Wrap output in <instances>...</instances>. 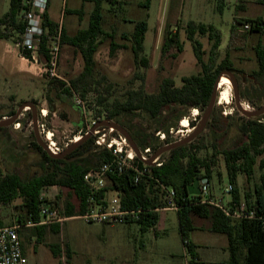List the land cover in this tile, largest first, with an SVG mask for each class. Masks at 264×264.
<instances>
[{"label":"rangeland","instance_id":"374dc122","mask_svg":"<svg viewBox=\"0 0 264 264\" xmlns=\"http://www.w3.org/2000/svg\"><path fill=\"white\" fill-rule=\"evenodd\" d=\"M145 1L103 0L104 29L108 32L115 29L116 41L119 44H127L128 48L119 49L111 55L109 38L100 45L95 54V75L101 82L99 92H91L85 98L75 93L80 97L81 104H78L73 94L63 99L57 95L56 90L48 91L51 78L20 57L16 47L18 39L0 40V122H9L25 103L35 106L33 111L27 106L16 123L6 125L5 130L0 132V173L3 176L18 172L29 178L42 173V156L33 146L36 138L33 112L37 116L41 139L49 145L46 132L52 133L51 145L55 143L61 152L74 144L76 136H83L85 131L103 121L124 128L140 151L142 148L138 146L137 134L147 138L152 157L160 154L159 161L167 155L166 152L160 153L163 148L194 134V143L201 148L199 155L202 157H210L216 149L230 148L240 140L239 125L242 122L241 116L246 113L238 108L234 88L241 103L240 107L247 108L246 112H256L264 108V78L255 80V77H252L253 71L258 67L253 46L260 35L247 33L248 31H244L240 25L233 32V24L236 19L244 17H260L264 20V5L259 4L257 0H226L221 11L218 8V0H149V4L144 6L142 3ZM49 4L51 16L61 24L64 21L69 35L88 27L94 9L92 2H85L81 16L78 13H70L69 9H80L83 0H49ZM8 7L9 0H0V15L5 13ZM144 20L148 23L144 41V55L147 57L148 66L135 63L129 48L131 42L121 36L123 32H132L137 21ZM189 21L211 24L221 31L223 43L219 50L218 62L228 52L236 70L231 84L224 85L220 92L218 88L215 116H210L204 129L198 132L204 121L205 111L197 109L190 110L188 116L172 127L168 134L162 130L158 131L157 123L139 111L119 116V122L108 118L104 112L99 115L98 111L102 110L103 106H98L97 97L107 88L109 93L105 94L111 104L115 99L125 100L128 90L138 89L141 85L149 93L157 92L163 77H171L177 86H181L184 76L201 72L192 43L185 35L184 29ZM167 29L173 32L176 30L184 43V51L175 59L162 58L161 55ZM198 38L206 51L204 58L208 60L212 42L210 43L206 36ZM262 39L264 40V35ZM83 65L79 51L72 46L61 45L58 72L62 80L68 81L76 77L82 71ZM224 75L228 76L227 73ZM141 76L144 77L143 80ZM52 109L54 112L50 116ZM219 114H232L233 117L223 125ZM48 115L49 127L44 121ZM250 117L264 119V113L248 118ZM191 122H194L195 126L191 125ZM41 124L45 125L44 132ZM96 130H99V133L91 135L94 146H97V140L104 145L115 139L122 143L125 149H130L128 140L114 127L100 125ZM161 134H165V139H161ZM262 160L264 154L257 158L255 174L250 179L244 174L238 176L237 187L243 198L259 183L260 175L264 171L260 168ZM212 172V196L227 202L231 195L226 193L225 189L230 182L222 155L217 154ZM202 181L206 180H198L189 188L192 195L199 193ZM53 192L57 193L56 199L62 216H66V203L78 204L77 199L69 195L67 190L61 193L57 187ZM112 193L109 192V196ZM20 206V199L10 204H0V221L3 225L16 222L23 213ZM146 220L142 217L123 223L99 224L86 223L75 215L59 224L58 233L52 232L49 227L42 241L38 240L33 227L23 228L19 234L29 264H220L230 257L227 236L212 232L210 220L194 215L192 217L194 230L189 233V237L197 245V259L191 256L183 244L175 210L161 209L157 222L150 226L146 224ZM51 245L60 247V256H54Z\"/></svg>","mask_w":264,"mask_h":264},{"label":"trees","instance_id":"16d2710c","mask_svg":"<svg viewBox=\"0 0 264 264\" xmlns=\"http://www.w3.org/2000/svg\"><path fill=\"white\" fill-rule=\"evenodd\" d=\"M88 1L94 4V9L87 28L79 29L74 35H69L61 26V45L74 47L80 52L84 63L80 74L68 81L58 78L49 80L48 91L56 90L57 95L63 99L74 93L85 98L91 92H99L101 82L95 75V54L106 39H110L111 55H114L119 49L128 48L127 44H119L116 41L117 32L115 29L111 32L104 29L103 0H83L80 9L69 12L83 15L84 4ZM225 2L226 0H218V8L221 11L224 9ZM257 2L264 5V0H257ZM148 4L149 0L142 3L144 6ZM21 11L22 0H9L8 10L0 15V40L15 39L16 41L23 33L25 22L22 19ZM246 23L251 25L250 29L246 30L247 33L260 35L257 43L253 46L258 67L253 71L252 77L254 76L257 80L264 78V40L262 39L264 20L260 17L236 19L232 31L235 32L238 25L243 26ZM42 25L46 30L41 45V52L44 53L49 44V37L57 32L60 25L50 19L47 11L43 15ZM147 30L148 23L145 20L137 21L132 32H123L121 35L124 40L131 42L129 48L137 65L148 66L147 57L144 55ZM184 30L187 40L192 43L193 53L201 67V72L184 76L181 86H177L173 78L163 77L157 92L149 93L141 85L138 89L128 90L125 100L115 99L111 104L105 94V92L109 93L107 88L97 97L98 106H103L98 114L101 115L104 112L108 118L119 122L117 119L119 116L139 111L157 123L158 131L162 130L168 134L172 127L188 116L190 110L197 109L206 112L219 75L228 72L234 76L236 70L228 52L218 62L219 50L223 43L222 33L218 28L211 24L189 21ZM203 36H206L210 43L212 42L208 60L204 58L206 51L198 38ZM183 51L184 43L181 41L180 35L176 30L173 32L171 29H167L161 47L162 58L175 59ZM140 78L144 79L143 76ZM222 87H219V92ZM227 92L229 96V89ZM53 112L52 109L50 116ZM215 113L214 106L210 116H215ZM13 114L11 113V115ZM219 115L222 117L223 125L226 124L225 121L233 117L232 114ZM50 116L44 118L48 127ZM220 117L217 119L218 122ZM248 117L247 115L241 116L242 122L239 125L241 138L234 146L216 149L210 157H202L199 155L201 148L194 143L193 138L191 141L167 151L160 166L147 165V173L137 184L131 170L121 175L110 176L107 185L99 192L100 196L115 192L126 207L146 210L141 218H146V224L150 226L157 222L158 212L167 208L164 188H171L175 193L174 201L178 206L177 216L181 238L183 242L188 241L185 247L194 259L198 257L196 245L189 237V233L194 230L193 215L210 220L212 232L227 236L230 257L220 264H264V228L259 220L231 218L220 208L201 203L199 196L189 192V188L198 180L205 179L210 183L213 174L212 166L215 164L217 154H220L225 163L228 180L233 185L231 192L233 204L245 200L249 207H255L259 211L264 209V171L260 175L259 183L255 184L253 190H249L244 198L237 187L238 176L244 174L247 179H250L255 174L257 158L264 154V119ZM18 122L20 124V121ZM191 125L195 126L194 122H191ZM5 128L6 126H0V132ZM137 136L138 146L142 150L150 148L147 138H142L139 134ZM93 142L92 137L88 138L81 142L74 151L64 157H59L48 155L35 138L33 146L41 153L42 173L29 178L18 172L8 173L4 176L0 173V204H10L20 199L23 213L16 221L21 224H26L29 221L37 223L39 222L41 191L48 186H57L61 193L67 190V193L78 201L77 205L66 203V217L82 214L92 191V188L85 182L84 175L102 162L112 159L110 150L103 146H94ZM166 143L168 142L166 141ZM136 161L140 166H143L137 157ZM260 168L264 170V160L261 161ZM1 225L3 223L0 221ZM49 227L52 232H59V224L33 226L39 241H42ZM50 248L55 257L60 256L58 245H51ZM68 257H71L69 251Z\"/></svg>","mask_w":264,"mask_h":264},{"label":"built area","instance_id":"2783aa9c","mask_svg":"<svg viewBox=\"0 0 264 264\" xmlns=\"http://www.w3.org/2000/svg\"><path fill=\"white\" fill-rule=\"evenodd\" d=\"M48 5L49 0H22L21 16L25 22V29L19 36L16 47L20 57L35 65L41 73L49 78L61 79L58 72L61 55V26L54 35L49 37V44L46 46L45 52H41L42 38L46 34L42 20L44 13L48 10ZM241 27L246 31L250 29L251 25L246 23ZM73 95L76 96L78 104H81L80 97L75 93ZM41 128L44 132L45 125L41 124ZM89 132L91 130L85 131L83 136L80 137L86 136ZM96 133H99V130L93 132L94 135ZM52 136V133L46 132V138L49 141L48 147L52 155L55 156L61 151L59 148H56L55 143L51 145ZM160 137L161 139H165V134H161ZM120 139H122L121 136ZM123 142L126 144L125 140ZM96 144L110 150L112 152V159L102 162L98 167L84 175V180L92 188V191L87 199L85 211L78 215V218L84 220L86 223L99 224L139 220L146 210L126 207L115 192L111 196H109V193L100 196L99 192L107 185L110 176L121 175L128 170L134 173L135 183L140 182L141 178L147 173L146 166L152 158L151 148H145L141 151V159L139 161L143 163V166H140L136 161V154L131 147L127 150L122 143L115 139L104 145L97 140ZM114 145L116 146L114 147ZM161 164L159 157L151 161V165L154 166H160ZM210 185L209 182L202 181L199 193L197 194L201 198V203L218 207L227 216L234 219H257L264 228V209L259 211L255 207H249L245 200H242L238 204H233L231 198L227 202H224L222 198H214L210 191ZM56 188L57 186H48L41 191L39 197V222L29 221L26 224H21L16 221L14 224L0 226V264H29L19 234L21 229L40 225L61 224L66 219L71 218L61 215L56 199L57 193L53 192ZM164 190V199L167 202V208L164 209L177 211L178 206L174 201L175 193L173 189L164 188ZM232 190L233 185L229 184L225 192L231 195ZM187 243L188 241L185 240L183 242L184 246Z\"/></svg>","mask_w":264,"mask_h":264},{"label":"water","instance_id":"95a60500","mask_svg":"<svg viewBox=\"0 0 264 264\" xmlns=\"http://www.w3.org/2000/svg\"><path fill=\"white\" fill-rule=\"evenodd\" d=\"M224 73H227L228 76H230L232 78V81L234 80L233 79V76L228 73V72H224ZM220 74L219 77L217 78L216 82H215V86H214V90H213V93H212V97H211V100H210V103H209V106L205 112V118H204V121L202 123V125L200 126L198 132L202 131L204 129V126L206 125V123L208 122L209 118H210V115L213 111V108L217 102V93H218V86H219V83H220V79H221V76L224 74ZM234 94H235V100H236V103L238 105V108L241 110V112L243 113H246L245 115L247 116H258L260 115L261 113H264V108H261L259 110H257L256 112H246L243 108H241V103L239 101V98H238V95L236 94V90L234 88ZM27 106H30V108L32 109V111L35 109V106L32 105V104H23L21 105V107L17 110V112L14 114V116L11 117V120L9 122H2L0 123V126H6L8 124H14L16 123V120L19 118V116L21 115V112L27 107ZM33 124H34V134H35V137L37 139V142L38 144L44 149V151L48 154V155H52V152L50 150V148L48 147V145L41 139V136L39 134V130H38V121H37V116H36V113L33 112ZM100 125H107V126H110V127H114L115 129H117L118 131L122 132V134L125 136V138L128 140L129 142V146L132 148V150L134 151V153L136 154V157L138 159H141V151L140 149L135 145V143L132 141V138L129 136V134L126 132V130L124 128H122L120 125L118 124H115V123H110L108 121H103L101 122L100 124H98L97 126H100ZM97 126H93V128L91 129V132H89L86 136H84L83 138H81V140L79 142H74V144H72L70 147H68L66 150H64L63 152H61L60 154L58 155H55V156H59V157H64L66 156L67 154H69L70 152L74 151L81 142H83L84 140L88 139L91 137V135L93 134V132L96 130V127ZM197 132V133H198ZM195 137V134L181 142H177L175 144H172L170 146H167L166 148H163V150L160 152V153H164V152H167L169 151L170 149H173L179 145H182L184 143H187L189 141H191L193 138ZM160 155V154H159ZM158 154L154 155L151 159H150V162L148 163V165H151V161H153L155 158L159 157Z\"/></svg>","mask_w":264,"mask_h":264},{"label":"bare ground","instance_id":"6f19581e","mask_svg":"<svg viewBox=\"0 0 264 264\" xmlns=\"http://www.w3.org/2000/svg\"><path fill=\"white\" fill-rule=\"evenodd\" d=\"M231 82H232V78L230 77V76H225L224 74L221 76V79H220V83H219V86H218V88L219 87H221V86H224V85H226V84H231ZM245 111H247L245 108H243ZM46 112V111H45ZM0 123H2V122H0ZM81 140V137L80 136H76V138H75V142H79Z\"/></svg>","mask_w":264,"mask_h":264},{"label":"crops","instance_id":"0c3cea01","mask_svg":"<svg viewBox=\"0 0 264 264\" xmlns=\"http://www.w3.org/2000/svg\"><path fill=\"white\" fill-rule=\"evenodd\" d=\"M70 11L71 10H74V9H69ZM47 13H48V15H49V17H50V19L51 20H53V21H55V22H57V23H59L58 21H56L52 16H51V13H50V4L48 5V10H47ZM64 17H65V15H64ZM59 25L60 26H62V27H64V29L67 31V28H66V25H65V23H64V21H63V23L61 24V23H59ZM79 30V29H78ZM77 30V31H78ZM67 33H68V31H67ZM69 34V33H68ZM190 192V194H191V191H189ZM195 195H197V194H195ZM177 212V211H176ZM194 243V242H193ZM196 245V244H195ZM196 247H197V245H196ZM24 250V249H23Z\"/></svg>","mask_w":264,"mask_h":264}]
</instances>
